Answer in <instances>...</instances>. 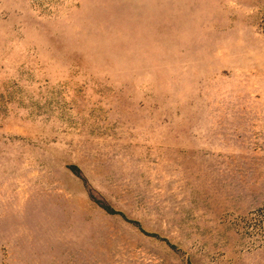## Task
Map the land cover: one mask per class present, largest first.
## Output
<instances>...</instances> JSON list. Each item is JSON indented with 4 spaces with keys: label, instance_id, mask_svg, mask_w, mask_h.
<instances>
[{
    "label": "rangeland",
    "instance_id": "obj_1",
    "mask_svg": "<svg viewBox=\"0 0 264 264\" xmlns=\"http://www.w3.org/2000/svg\"><path fill=\"white\" fill-rule=\"evenodd\" d=\"M0 264H264V0H0Z\"/></svg>",
    "mask_w": 264,
    "mask_h": 264
}]
</instances>
